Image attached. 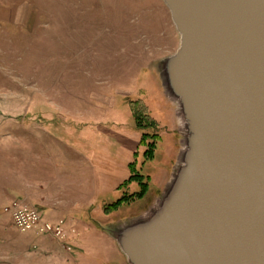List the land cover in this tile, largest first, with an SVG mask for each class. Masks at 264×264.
Here are the masks:
<instances>
[{"label":"rangeland","instance_id":"obj_1","mask_svg":"<svg viewBox=\"0 0 264 264\" xmlns=\"http://www.w3.org/2000/svg\"><path fill=\"white\" fill-rule=\"evenodd\" d=\"M0 17V264H126L109 230L153 205L180 148L176 107L160 78L162 60L179 41L167 7L162 0H0ZM133 101L161 135L152 160L140 143L150 129L137 125ZM35 125L47 132L43 146H63L54 151L94 192L86 216L100 218L96 229L106 234L92 238V251L69 227L65 239L48 237L58 242L56 252H43L37 239L46 236L20 231L2 210L17 197L29 203L13 179L32 158L19 149L34 141ZM68 140L83 147L85 163L82 156L73 162ZM134 171L149 176L146 195L105 213L104 206L138 190L129 180ZM36 208L46 220V210Z\"/></svg>","mask_w":264,"mask_h":264},{"label":"water","instance_id":"obj_2","mask_svg":"<svg viewBox=\"0 0 264 264\" xmlns=\"http://www.w3.org/2000/svg\"><path fill=\"white\" fill-rule=\"evenodd\" d=\"M162 1L180 148L153 205L109 234L127 264H264V0Z\"/></svg>","mask_w":264,"mask_h":264},{"label":"crops","instance_id":"obj_3","mask_svg":"<svg viewBox=\"0 0 264 264\" xmlns=\"http://www.w3.org/2000/svg\"><path fill=\"white\" fill-rule=\"evenodd\" d=\"M19 132H25L24 135L27 136V132H29L28 127L20 125ZM34 132V141H23L21 143L22 150L19 149L21 154L26 156L28 153L32 158L26 163H20L23 164L20 170L21 173L17 175L16 179H13V181L19 180L17 192L22 194V198L28 199L27 201L30 204L38 205L42 210L45 209L46 212L44 213L43 211V213L47 219L54 221L58 218H63L68 227L77 228L79 243H82L86 250L92 251V248L88 246L92 238L101 233L106 234L96 229V225H100V218L90 220L86 216L88 212L91 214L95 206V202L93 201L94 192L90 188L89 183L84 181L86 178H82V175L75 171L73 163L70 164L69 158L67 165L63 160L64 156L60 158V154L54 151V149L63 146L58 145V142L55 140L47 141V145L43 146L44 140L41 137L42 135H46L47 132L40 125H35ZM20 136L23 140V134ZM63 144L68 149L73 150V156H71L73 162L79 159L82 153L84 154V152L79 151L83 147H77L70 140L68 142L63 141ZM82 160L85 163L86 158L82 156ZM27 164L34 166H28ZM90 225L94 227L93 230H89ZM111 241L117 250H119L116 242L113 239ZM37 242L43 252H56L59 245L57 241L48 237L38 238Z\"/></svg>","mask_w":264,"mask_h":264},{"label":"trees","instance_id":"obj_4","mask_svg":"<svg viewBox=\"0 0 264 264\" xmlns=\"http://www.w3.org/2000/svg\"><path fill=\"white\" fill-rule=\"evenodd\" d=\"M132 111L133 115L136 119V123L140 128H149L150 130L143 131L140 137V143L145 146L143 151L144 159L152 160L155 157L156 153V144L159 140H161V135L157 128V123L153 119H149L146 123L144 115H143V106L140 102L133 101L132 102ZM144 120V121H143ZM137 126V127H138ZM149 126V127H148ZM129 180H135L138 184V190L123 195L113 201L111 204L104 206V212L110 213L118 209L120 206L124 204H129L135 200L143 198L149 189V176L144 175L142 173H137L136 171L130 175Z\"/></svg>","mask_w":264,"mask_h":264},{"label":"built area","instance_id":"obj_5","mask_svg":"<svg viewBox=\"0 0 264 264\" xmlns=\"http://www.w3.org/2000/svg\"><path fill=\"white\" fill-rule=\"evenodd\" d=\"M2 210L10 215L13 225L20 231L33 229L36 233L46 237L62 240L66 238L69 230L63 218H58L53 222L52 220H45L36 206L18 198L3 205ZM63 246L65 247L66 244ZM66 248L69 249V246Z\"/></svg>","mask_w":264,"mask_h":264}]
</instances>
